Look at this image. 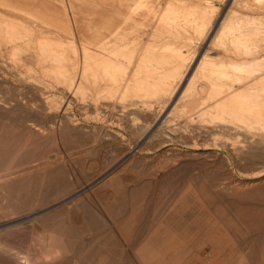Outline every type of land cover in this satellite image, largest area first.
Here are the masks:
<instances>
[{"label":"rangeland","instance_id":"obj_1","mask_svg":"<svg viewBox=\"0 0 264 264\" xmlns=\"http://www.w3.org/2000/svg\"><path fill=\"white\" fill-rule=\"evenodd\" d=\"M100 1L0 0V264H264V0Z\"/></svg>","mask_w":264,"mask_h":264},{"label":"bare ground","instance_id":"obj_2","mask_svg":"<svg viewBox=\"0 0 264 264\" xmlns=\"http://www.w3.org/2000/svg\"><path fill=\"white\" fill-rule=\"evenodd\" d=\"M104 1V0H103ZM103 1H100L101 2V4H102V2ZM112 2V1H111ZM114 2H116V1H114ZM104 3H105V1H104ZM117 3V2H116ZM115 3V4H116ZM99 4V3H98ZM106 4V3H105ZM112 4V3H111ZM119 4V3H118ZM121 6L123 5V4H120ZM133 5V4H132ZM123 6H125V5H123ZM122 6V10H120V13H124L129 19H131V20H136V21H141V22H143V23H145V24H148L147 23V21L146 20H144V16L141 18L140 16L141 15H139V16H137L135 13H136V11H135V13L134 14H132L131 12L136 8L135 6V8L133 9H129L131 12H129V11H127V9L125 8V7H123ZM128 7H130L131 8V6H127V8ZM107 8H109V9H111V10H113V9H117L118 7H117V5H116V7H113V6H111V5H107ZM113 8V9H112ZM125 8V9H124ZM140 8V7H139ZM138 8V9H139ZM120 9V8H119ZM150 9V8H149ZM118 10V9H117ZM141 10H142V8H141ZM141 10H140V12H141ZM151 10V9H150ZM149 11V10H148ZM151 11H149V13H150ZM148 13V14H149ZM153 13V12H152ZM151 13V15H153ZM147 14V13H146ZM146 15L147 16V19H150V20H154V21H157L158 22V26L157 27H161V29L162 28H164V27H162L163 26V20H161V18H159V20H156L154 17H157V16H153V18L154 19H152L151 18V15ZM159 14V13H158ZM15 16V15H14ZM145 16V17H146ZM13 17V16H12ZM6 18V17H5ZM14 18V17H13ZM16 18V17H15ZM28 18V17H27ZM18 19V18H17ZM16 19V20H17ZM102 19V18H101ZM100 19V20H101ZM111 19V18H110ZM157 19H158V17H157ZM23 20H24V18H23ZM105 21V20H104ZM114 21V20H113ZM153 21V22H154ZM152 22V21H151ZM103 23V22H102ZM17 24H19V23H17ZM16 25V24H15ZM160 25V26H159ZM162 25V26H161ZM165 25V24H164ZM109 26V25H108ZM119 27H121V26H119ZM156 27V28H157ZM107 29H110L109 27H107ZM118 29V28H117ZM128 29V28H127ZM116 30V29H115ZM21 31V30H20ZM80 31V30H79ZM109 31V30H108ZM107 31V32H108ZM115 32V31H114ZM5 33V32H4ZM30 33V32H29ZM56 33V32H55ZM113 33V32H112ZM124 33V32H123ZM122 33V34H123ZM111 34V33H110ZM116 34V33H115ZM239 35H240V33H238ZM19 35V34H18ZM38 35V34H37ZM113 35V34H112ZM241 35H242V33H241ZM151 36V35H150ZM244 35H242V36H237V37H234L232 40H231V45H232V51H231V53L233 54V55H236V56H238V55H241L242 53H240V51H246L244 48H242V47H240V45L239 44H243V43H245L246 42V40H245V38L243 37ZM21 37V36H20ZM61 37V36H60ZM57 40V39H56ZM70 41V40H69ZM83 41V40H82ZM105 41V40H104ZM73 42V41H72ZM62 43V42H61ZM56 44V43H55ZM51 46V45H50ZM55 46V45H54ZM69 46V45H68ZM67 46V47H68ZM40 47V46H39ZM103 47V46H102ZM112 47V46H111ZM101 48V47H100ZM110 48V47H109ZM41 49H42V47H41ZM55 49V48H54ZM44 50V49H43ZM92 50V49H91ZM109 51V50H108ZM9 52V51H8ZM35 52V51H34ZM43 53V52H42ZM245 53V52H244ZM247 53H248V51H247ZM44 54V53H43ZM246 54V53H245ZM73 56V55H72ZM163 56V55H162ZM75 57V56H74ZM72 58V57H71ZM158 58V57H157ZM61 59V58H60ZM85 60V59H84ZM162 61V60H161ZM76 62V61H75ZM49 64V63H48ZM83 65V64H82ZM229 66H231L232 68H234V69H245L244 68V64H238V63H236V64H231V65H229ZM249 66V68L248 69H250V68H253V67H255V69H250L251 70V73H253L254 72V70H261L257 65H254V66H252V65H248ZM146 67V66H145ZM51 68V67H50ZM93 68V67H92ZM52 69V68H51ZM50 69V70H51ZM246 70V69H245ZM92 71V70H91ZM217 72V71H216ZM63 74V73H62ZM155 74H156V72H155ZM221 74V76H223V77H226V73H224V72H222V73H220ZM64 75V74H63ZM111 75V74H110ZM149 75V74H148ZM175 76V75H174ZM230 77V76H229ZM232 78V77H231ZM67 82V81H66ZM122 87V86H121ZM216 89H218V90H216ZM215 89V91L216 92H218V96H219V94L220 93H222L223 92V89L222 88H216ZM222 89V90H221ZM173 90V89H172ZM252 91V90H251ZM214 93V92H213ZM231 95H235V94H232L233 92L231 91V92H229ZM215 94V93H214ZM225 94V93H224ZM228 94V93H227ZM251 94H252V96H253V98L256 96V98L253 100V101H251V100H248V99H246V100H242V101H239L238 100V98H236V97H234V100H235V103H236V105H235V107H236V110H231L230 109V107H229V105H227V104H225V103H218L217 105H218V108L219 109H221V111H223L225 114H224V116L225 115H228V116H230V117H232L235 121H237V122H241V123H244V124H246L247 126H249V121L246 119V117H244L242 114H245V115H248V116H256V118H255V122L257 123V125L259 124H264V123H262V120H261V113H262V111H264V105H261V104H258L259 103V100H258V98H260V96H262V97H264V88H261V89H259V90H253L252 92H251ZM224 96H226V95H224ZM237 97H238V95H236ZM228 97H232V96H228ZM223 98V97H222ZM241 98V97H240ZM239 98V99H240ZM247 98V97H246ZM219 99V98H218ZM233 99V98H232ZM252 99V98H251ZM230 100V99H229ZM261 100V99H260ZM263 102V101H262ZM263 104V103H262ZM201 109V108H200ZM232 111H237V112H232ZM242 113V114H241ZM193 115V114H192ZM190 116H191V114H190ZM227 117V116H226ZM232 119V120H233ZM263 119V118H262ZM221 120H223V119H221ZM220 119H219V121H221ZM224 121V120H223ZM222 121V122H223ZM252 121V120H251ZM214 122V121H213ZM253 122V121H252ZM224 123V122H223ZM253 124V123H252ZM251 124V125H252ZM262 126V125H261ZM225 127V126H224ZM229 127V126H228ZM251 128H252V126H250ZM253 127H255V126H253ZM263 127V126H262ZM261 127V128H262ZM250 128V129H251ZM264 128V127H263ZM248 129V128H247ZM254 129V128H253ZM252 129V130H253ZM240 130H242V129H240ZM263 130V129H262ZM248 131V130H247ZM257 132V131H256ZM246 133V132H245ZM249 133V132H248ZM203 259V258H202Z\"/></svg>","mask_w":264,"mask_h":264}]
</instances>
